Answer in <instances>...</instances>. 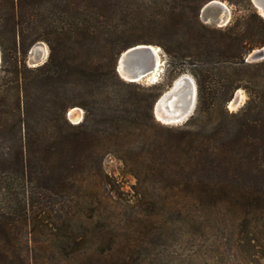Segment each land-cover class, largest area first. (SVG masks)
Segmentation results:
<instances>
[{
  "label": "trees",
  "instance_id": "1",
  "mask_svg": "<svg viewBox=\"0 0 264 264\" xmlns=\"http://www.w3.org/2000/svg\"><path fill=\"white\" fill-rule=\"evenodd\" d=\"M209 1L0 0V264H159L150 246L212 207L264 237V59L248 60L264 16L226 0L239 10L214 27L200 17ZM39 41L48 59L30 66ZM137 44L160 46L175 80L195 78L183 123L155 116L162 84L119 74ZM239 89L248 99L231 111ZM108 155L136 178L132 215Z\"/></svg>",
  "mask_w": 264,
  "mask_h": 264
},
{
  "label": "rangeland",
  "instance_id": "2",
  "mask_svg": "<svg viewBox=\"0 0 264 264\" xmlns=\"http://www.w3.org/2000/svg\"><path fill=\"white\" fill-rule=\"evenodd\" d=\"M221 1L227 5L228 16L230 21H232L239 8L226 0ZM223 16L224 14L215 8L205 12L201 11L200 14L201 19L205 23L214 27H224L220 25L219 20ZM44 47L47 49L46 53L44 52ZM49 53V45L45 41H39L32 46L27 62L30 66H33L32 62L34 61L43 64L48 59ZM161 57L163 63L157 81L142 79L137 83L148 86L158 82L166 90L172 86L175 81L173 78L174 72L168 67V58L163 49ZM184 74L190 73L185 72L182 75ZM190 75L193 77L192 74ZM233 99H235L233 104H230V102L228 106L231 111H237L247 101L248 94L244 89H241L240 92L237 91L235 93ZM79 108L82 109L81 107ZM82 115H85L83 109ZM69 119L72 121L71 118ZM72 122L74 123V120ZM104 168L110 177L115 180L118 192L123 198L121 199L123 204L120 206V210L127 209L129 215L134 214V210L128 204L134 203L133 186L136 184V178L126 172L122 161L113 155L106 156ZM231 214L234 215L223 214V212H219L212 207L206 210L204 217H201L202 219L196 226L192 224L186 226V223L181 225L174 224L173 231L164 238L165 240L161 239L155 246L154 244L150 246L151 248L157 246L154 250V254L160 253L157 262L159 264H264V237L253 239L251 237L254 235L251 233L248 235L241 233L239 228L232 224L231 218L235 217V213L232 212Z\"/></svg>",
  "mask_w": 264,
  "mask_h": 264
},
{
  "label": "water",
  "instance_id": "3",
  "mask_svg": "<svg viewBox=\"0 0 264 264\" xmlns=\"http://www.w3.org/2000/svg\"><path fill=\"white\" fill-rule=\"evenodd\" d=\"M251 1L255 5V7L259 10V12L264 16V0H251ZM211 8L218 9L221 13L224 14L223 18L219 19L221 26H225L229 23L230 18L228 16V7L226 4H224L221 0H211L203 6L201 11L205 12ZM161 51H162V48L160 46H156L153 44H137L132 47H129L124 52H122V54L119 56V59L117 62V70L119 74L128 81L138 82L142 79H148L149 75H151L155 70L156 57L160 56L162 60ZM263 59H264V47H260V48L253 50L248 56L249 61H260ZM1 61H2V57H1V50H0V67H1ZM32 63H33V66L40 65L37 61L32 62ZM179 78L180 77H178V79H176L173 82L172 86L169 87L166 91H164L162 95L155 102L154 113L156 117H157L158 109L164 112L176 115L173 112V110L170 108V106L168 105L167 98H165L164 94L169 92L171 98L176 97L175 90L176 88L179 87V82H178ZM136 79H139V80H136ZM195 83H196V80H195ZM197 94H198V89H197V83H196L194 106L188 109V111L186 112L187 115L185 116V118L176 123L174 122H164V123L178 124V123H182L185 120H187L193 114V110L196 106ZM68 116L69 118L72 119V121L74 120V123H80L84 119V115H82L80 119H73L70 116V111L68 112Z\"/></svg>",
  "mask_w": 264,
  "mask_h": 264
},
{
  "label": "bare ground",
  "instance_id": "4",
  "mask_svg": "<svg viewBox=\"0 0 264 264\" xmlns=\"http://www.w3.org/2000/svg\"><path fill=\"white\" fill-rule=\"evenodd\" d=\"M44 52L46 53L47 49L44 47ZM35 62V61H34ZM162 60L160 56H157L155 59V70L154 72L149 75V80L157 81L158 75L161 71L162 66ZM179 87L176 88V97L171 98L170 93L167 92L164 94L165 98H167V103L170 106V108L173 110V112L176 114H170L167 112H164L160 109L157 110V117L161 119L163 122H179L185 118L187 115L186 112L188 109L192 108L194 106L195 102V92H196V83L194 78L190 74H184L179 76ZM178 79V78H177ZM139 80V79H136ZM241 89L238 90L240 92ZM238 98V96H237ZM236 98V100H237ZM235 99L231 101L230 104H233ZM237 102V101H236ZM240 104V103H239ZM232 107V106H230ZM70 116L73 119H80L82 116V109L78 107H74L70 110Z\"/></svg>",
  "mask_w": 264,
  "mask_h": 264
}]
</instances>
